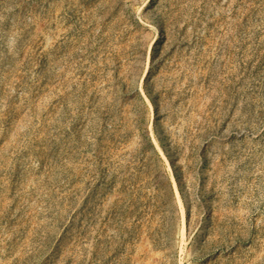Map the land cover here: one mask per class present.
Returning a JSON list of instances; mask_svg holds the SVG:
<instances>
[{
    "label": "rangeland",
    "instance_id": "1",
    "mask_svg": "<svg viewBox=\"0 0 264 264\" xmlns=\"http://www.w3.org/2000/svg\"><path fill=\"white\" fill-rule=\"evenodd\" d=\"M0 264H264V0H0Z\"/></svg>",
    "mask_w": 264,
    "mask_h": 264
}]
</instances>
